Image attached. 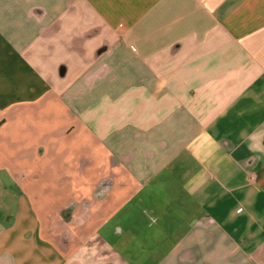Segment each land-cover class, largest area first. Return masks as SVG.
Here are the masks:
<instances>
[{
    "label": "crops",
    "instance_id": "1",
    "mask_svg": "<svg viewBox=\"0 0 264 264\" xmlns=\"http://www.w3.org/2000/svg\"><path fill=\"white\" fill-rule=\"evenodd\" d=\"M0 264H264V0H0Z\"/></svg>",
    "mask_w": 264,
    "mask_h": 264
}]
</instances>
